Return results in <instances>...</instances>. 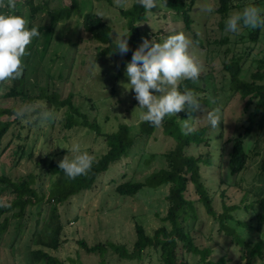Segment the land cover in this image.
Returning a JSON list of instances; mask_svg holds the SVG:
<instances>
[{
	"label": "rangeland",
	"instance_id": "rangeland-1",
	"mask_svg": "<svg viewBox=\"0 0 264 264\" xmlns=\"http://www.w3.org/2000/svg\"><path fill=\"white\" fill-rule=\"evenodd\" d=\"M197 1L198 4L192 12L194 22L191 30L186 29L184 22H179L178 25V22L172 21L171 25L169 18H163L167 13L169 15L170 11L159 0L157 6L147 12L146 18L137 25L144 30L145 37L149 40L156 42L158 39L159 42L156 43H162L168 36L179 32H184L194 42V46L189 51L201 66L198 85L202 84L206 87V92L202 93L205 95L203 100L206 105H210L208 108L210 111L220 108L223 121L219 128L214 129L210 126L208 135L213 139L212 146L203 145L196 148L193 145L189 149L190 153L195 155L200 152L206 154L208 151L212 154L213 165L203 166L202 172L211 195L215 197L216 208L220 210L223 199L228 204H234L240 202L243 197H246V201H251L256 191H262L264 194V174H260L264 157V128L255 127L244 141L245 148L250 153L245 169L239 174H233L229 167L234 141L232 138L228 139L233 135L238 137L244 135L249 123V111L245 110L247 99H243L240 92L231 90L229 75L224 70V59L226 60L224 51L231 48V52L247 56L245 60L247 70L243 75L247 79L250 78L251 73L257 69L258 61L264 59V29H261L257 42L249 38L252 29L242 28L238 34L227 33L230 40L224 44L221 40L226 33L219 26L221 15L215 11L219 0ZM254 1L244 0L240 2L242 6L235 7L230 13L242 11L245 6L254 5ZM81 2L86 8L85 11L104 13L106 17L104 19L113 27L112 36L115 41L118 36L126 32L128 18L122 15L121 9H128L135 0H128L126 7L115 6L114 0H80ZM68 3L69 0H50L52 8ZM206 4L211 5L214 11L208 13L200 10ZM258 6L264 8V0ZM37 17L34 21L35 26L47 24L48 18L45 13H39ZM81 22L82 17L78 14L60 23L51 40L47 56L42 61L39 60L38 55L33 59L31 65L35 69L28 77L25 91L36 96L39 92L38 85H43L49 87L50 91L57 90L62 98L72 92L74 105L88 115L90 122H97L102 132L115 131L119 123L125 122L131 126V135L135 142L128 156L113 163L97 179L92 189L73 196L65 204L58 205L64 223L62 244L58 250L49 247L44 249L67 264H136L134 261L120 258L110 246L104 254L88 252L79 241L86 240L90 245L113 241L132 247L136 239L137 223H141L149 234H153L158 227L168 224L162 220L167 214L168 203L165 197L168 194V186L153 193L148 188H144L133 196L121 195L116 191L119 183L130 179L144 180L147 175L167 166L161 153L154 150L164 143L153 139H162L163 136L154 135L147 144L146 136L140 134L141 115L145 111L134 101L133 90L125 88L126 84L130 83L125 75L126 66L131 61H124L119 56L109 54L95 61L97 43L91 38V34L83 29ZM174 28L176 30H173ZM194 31L204 41L203 47L195 46ZM39 38L42 40L43 35L41 34ZM61 72H63L62 77H60ZM8 83L12 85L11 82ZM4 91L5 89L0 91V95ZM0 105L14 107L15 110L24 105H34L36 110L41 108L54 113V119L43 123L39 120L22 122L17 119L4 137L0 149V174L18 180L35 173L37 179L34 187L46 196L42 204L28 208L23 224L24 230L19 232L15 242L8 234L4 235L3 240L0 235V264H24V261L31 257V250L42 248V245L32 240L33 232L41 228L44 218L48 217L52 204L55 203L53 199L48 200L54 179L46 172L50 160L54 158L61 161L66 155L71 159L74 153L70 151L68 153L67 149H71L74 144H79L82 152L87 151L97 159L107 150V144L104 137L90 127L67 128L65 126L67 107L54 111L48 107L46 100L37 98L30 101L21 97L0 98ZM253 108L254 105L250 106V110ZM204 116L205 118L200 120V114L192 115L191 124L195 129L199 125L208 124L206 114ZM177 117L180 125L183 120L188 119L184 118L181 112ZM79 118L83 119V117ZM10 119L12 120L13 117ZM223 129L222 136L220 130ZM20 144H24L27 150L24 157H20L18 152L15 153L17 145ZM152 151H155V157H152ZM224 191L227 198L223 197ZM7 195H4L5 199ZM190 195L197 198L192 188ZM257 212V209H240L237 213L238 218L247 220L251 225L250 228L239 227V230L254 242L262 240L261 245L264 250V217ZM198 213L199 218L195 221L194 233L197 236V243L201 246L214 247L213 257L223 254L226 248L233 250L234 245L230 242V236L219 230L218 222L201 204L198 206ZM37 219L41 220L39 224ZM192 221L190 219L188 225ZM260 222H263L262 226H259ZM12 242H14L13 249L10 248ZM148 253L139 264H160L158 253L154 250H149ZM186 256L193 261L191 253H186ZM238 256L236 255L237 258ZM253 259L250 264H260L259 257Z\"/></svg>",
	"mask_w": 264,
	"mask_h": 264
},
{
	"label": "trees",
	"instance_id": "trees-1",
	"mask_svg": "<svg viewBox=\"0 0 264 264\" xmlns=\"http://www.w3.org/2000/svg\"><path fill=\"white\" fill-rule=\"evenodd\" d=\"M159 1L170 11V14L168 15L167 13V16L163 18H169L171 25L172 21L178 22V25L180 24L179 22H184L186 29H192L194 22L192 12L198 4L197 0ZM242 1L244 0H219V5L215 11L221 15L219 26L223 32L225 31V21L227 19L225 17L229 16L231 10L235 7L242 6L240 3ZM261 2L262 0H255L253 3H255L254 5H258ZM85 9L80 0H69L68 4L58 8H52L50 0H17V7L14 12L10 13L6 8L0 9V13L23 16L29 22L27 25L29 28L35 26L34 21L38 18L39 13H45L48 18L47 24L36 26L43 35V38L42 40L40 38L35 39L33 44L27 49L31 55L23 58L26 65L23 76L20 79L10 80L9 82L12 85H9L7 82L5 85L0 86V91L5 89L0 98L12 99L21 97L30 101L41 98L46 100L48 107L54 111L61 107H67L65 124L67 128L72 129L77 126L90 127L98 135L103 136L107 144V150L97 159H94V164L89 174L87 176H80L74 180L67 179L63 171L59 169V160L54 158L50 160L46 172L54 179L48 200L51 201L53 199L55 203L52 204L48 217L44 218L41 228L33 232L34 236L32 240L42 245V248L31 250V257L24 261V264H67L58 256L44 249V247H49L58 250L62 244L61 236L64 223L61 219L58 205L65 204L73 196L92 189L97 179L113 163L128 156L135 142L134 137L131 135V126L125 122L119 123L115 131L109 133L102 132L97 122H90L88 115L81 112L74 105L72 101L74 95L72 92L67 97L62 98L57 90L50 91L49 87L43 85H38L39 92L36 96L28 94L25 91L28 77L32 74V70L35 69L31 65L33 59L38 55L40 56L39 60L42 61L47 56L57 27L60 23L71 19L74 15L79 14L82 17L81 23L83 29L90 33L91 38L97 43L94 54L95 61L108 54L116 57L119 56L124 61H131L133 53L143 43V40H149L148 37H145L144 30L137 25L138 22L146 18L147 12L136 3V0L128 9H121L122 15L128 18L127 29L122 36L128 35L125 38L128 40L130 50L124 55L116 51L111 24L106 19L100 18L99 14L95 11H85ZM159 10L161 11L162 9ZM174 26L177 25L174 24ZM173 30H176V28ZM260 34L261 29H255L249 32V38L253 42H257ZM228 36L226 34L221 42L224 44L229 42ZM193 39L196 47L204 46V41L196 31H194ZM157 41L159 42L158 39ZM40 46H43V48H40ZM230 54L231 57H229ZM224 56H226V60L224 59V70L229 75L230 88L233 92H240L243 99H247L245 110L249 111V123L244 135H240V137L233 135V137L228 139L231 140L232 138L234 141L229 159V167L233 174H239L245 169L247 161L250 159L249 150H246L244 145L245 139L255 127L264 128V59L258 61L257 69L247 79L243 75L245 70H247L245 69L247 56L234 51L231 52V48L224 51ZM228 59L230 61H227ZM70 66H73V62ZM62 76L63 72L60 73V77ZM185 87L192 89L198 94L200 99L201 109L193 114H200V120L205 118L204 115L210 111L208 110L210 105H206L203 100L205 95H202V93L206 92V87L202 84L198 85V83L193 84L188 80L181 81L179 90L183 92ZM113 90L115 91V89ZM153 94L159 95L157 92ZM133 95L135 96L134 90ZM134 101L138 104L136 99ZM252 105H254V108L250 110V106ZM37 110L40 111L41 108ZM15 111L14 107L0 105V149L4 137L10 131L12 124L17 120ZM181 115L184 118H189L187 110L182 111ZM6 116L7 118H5ZM11 117H13L12 120L10 119ZM79 117H83V119ZM196 122L194 121V123ZM21 126L23 125L21 124ZM209 131L210 124L208 123L207 125H199L193 133L184 135L181 131L178 117H166L160 127H154L150 123L141 120L140 134L146 136L147 144H149V139L152 136L162 134V139L154 138L153 141L161 140L164 144L161 147H155L154 150L161 153L167 166L147 175L144 180L130 179L119 183L116 186V191L121 195L133 196L144 188H148L153 193L162 187L168 186V194L165 197L168 203L167 214L162 219L168 224L158 227L153 234H149L141 223H137L135 226L136 239L132 247L127 246L125 243L113 241L90 245L86 240L79 241L81 246L88 252H100L101 254H104L110 246L120 258L134 261L136 264H139L149 254V250H154L159 254L160 264H239L240 262L250 264L256 256L260 258V264H262L264 261L262 240L254 242L253 239L245 236L246 234L241 233L242 231L239 230V227L250 228L251 224L245 219L238 218L237 213L240 209H257V214L264 217V214H262L264 213V194H262V191H256V198H252L251 201L248 202L245 200L246 197H243L240 202L234 204H228L223 199L220 210H217L215 197L211 195L210 188L206 185V179L202 172L203 166L213 165V156L209 151L206 154L200 152L198 155H195L190 153L189 149L193 145L196 148L203 145L212 146L211 142L213 139L211 135H208ZM220 133L223 136L224 129L220 130ZM170 142H172L171 145ZM155 151H152V157H155ZM17 152L20 154V157H24L27 152L25 145H17L15 153ZM260 170V174H264V157L262 158ZM36 179L37 175L35 173H30L18 180L12 179L9 175L0 174V235H2V240L4 235L8 234L15 242L19 232L24 230L23 224L28 208L33 205L42 204L45 201V194L39 193V190L34 187ZM190 188L194 190L197 198L190 195ZM6 194L8 195L5 199L4 195ZM223 197L227 198L226 191L223 192ZM199 204L203 205L207 213L212 215L216 222H218L219 230L224 231L230 236V242L234 245L233 250L226 248L223 254L213 257L214 247L211 245L201 246L197 243V236L194 233L195 221L199 218ZM190 219L193 221L188 225ZM40 222L41 220L37 219V224ZM262 224L263 222H260L259 226H262ZM14 242L10 244V248L12 249L14 248ZM186 253H191L193 261L190 260V257L186 256ZM236 255H239L238 258Z\"/></svg>",
	"mask_w": 264,
	"mask_h": 264
},
{
	"label": "clouds",
	"instance_id": "clouds-1",
	"mask_svg": "<svg viewBox=\"0 0 264 264\" xmlns=\"http://www.w3.org/2000/svg\"><path fill=\"white\" fill-rule=\"evenodd\" d=\"M127 3L128 0H114L117 7H126ZM136 3L149 12L157 6L158 0H136ZM16 7L17 0H0V9L6 8L11 13ZM200 10L211 13L214 8L206 4ZM99 16L106 18L103 12ZM28 23L21 15L0 13V86L23 76L26 67L23 58L31 55L27 49L41 36L38 27L29 28ZM242 28L264 29V8L248 5L240 12L230 13L225 21V33L238 34ZM127 36H118L115 41L116 51L121 55L130 50ZM193 46V40L179 32L168 36L162 43L144 39L133 53L125 72L130 83L124 87L134 90L139 108L146 109L141 115L143 121L160 127L166 117H177L178 113L187 110L189 118L183 120L181 131L184 135L195 131L191 114L201 109L200 99L192 89L185 87L183 92L179 90L181 81L188 80L193 84L199 81L201 66L189 51ZM154 92L160 94L155 95ZM15 117L22 122L39 120L43 123L54 119V113L37 111L34 105H24L15 111ZM206 119L212 128H219L223 121L220 108L208 111ZM67 150L74 153L73 157L69 159L66 155L58 164L65 177L74 180L87 176L92 170L94 157L87 151L82 152L79 144Z\"/></svg>",
	"mask_w": 264,
	"mask_h": 264
}]
</instances>
